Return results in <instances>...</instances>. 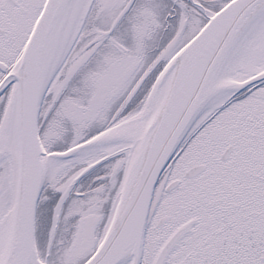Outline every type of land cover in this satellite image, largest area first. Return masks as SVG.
Masks as SVG:
<instances>
[{
	"label": "snow or ice",
	"instance_id": "6c2138e0",
	"mask_svg": "<svg viewBox=\"0 0 264 264\" xmlns=\"http://www.w3.org/2000/svg\"><path fill=\"white\" fill-rule=\"evenodd\" d=\"M0 264H264V0H0Z\"/></svg>",
	"mask_w": 264,
	"mask_h": 264
}]
</instances>
